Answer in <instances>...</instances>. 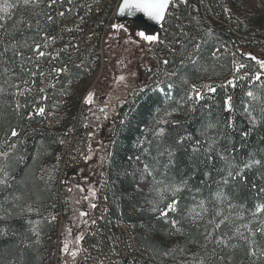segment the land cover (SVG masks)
<instances>
[{
  "label": "trees",
  "instance_id": "trees-1",
  "mask_svg": "<svg viewBox=\"0 0 264 264\" xmlns=\"http://www.w3.org/2000/svg\"><path fill=\"white\" fill-rule=\"evenodd\" d=\"M211 1L213 13L204 6L201 16L190 3L180 7L182 22L174 29L173 38L176 51L168 52V63L162 64L168 72L159 81L162 88L132 94L120 107L113 135L103 146L105 220L125 226L145 254L143 264H264V232L256 231L264 228V211L253 215L258 204L264 205V69L257 63L264 61V54L260 48L255 50L252 42L256 37L253 28L264 25V0ZM87 2L30 0L25 5L23 0H8L15 7L0 12V151L16 145L8 157V185L0 186V264L55 261L60 223L55 216L60 138L79 114L95 128L85 117L82 89L71 98L67 83L77 84L93 76L94 63L87 72L81 59L70 64L68 53L61 52L59 62L69 72L64 88L56 86L52 91V126L46 125L44 114H38L40 101L29 90L23 91L20 107L17 92L35 80L32 70L41 61L39 48L45 35L54 34L58 23L72 22ZM234 12L242 14L245 23L235 22ZM216 17L225 18L230 28L216 22ZM250 32L252 40L242 43L238 35ZM162 46L164 49L167 44ZM231 51L263 76L256 80L258 74L252 66L244 68L246 75L233 71L236 61ZM193 86L202 94L198 101L188 99L189 94L194 95ZM249 91L260 100L248 97ZM246 104L255 122L244 111ZM13 129L16 137L11 136ZM160 129L163 134L157 135ZM221 156H226L227 162ZM251 161L259 163L244 168ZM146 164L151 176L145 172ZM229 171L241 174L233 179ZM153 177L163 180L164 185L182 186L176 197L164 193L160 208L178 199V211L170 212L167 221L152 211L160 199L155 189L164 186L154 184ZM217 194L222 195L218 198ZM17 196L20 199H15ZM201 200L208 211L198 218ZM217 211L220 216H216ZM225 217L219 229L209 223L213 219L219 223ZM172 220L179 222L180 231L172 228ZM237 229L247 239H242ZM208 232H212L211 240L205 239ZM217 238L226 244H217Z\"/></svg>",
  "mask_w": 264,
  "mask_h": 264
},
{
  "label": "built area",
  "instance_id": "built-area-1",
  "mask_svg": "<svg viewBox=\"0 0 264 264\" xmlns=\"http://www.w3.org/2000/svg\"><path fill=\"white\" fill-rule=\"evenodd\" d=\"M110 0H89L87 3H82L80 12L75 16L72 22H61L57 24L56 32L54 34L45 35V41L39 53L43 52L44 55L40 56L41 61L34 66L32 70V77L35 79L33 83L28 82L25 86L29 89L32 97H35L36 101H40V104L36 110L40 108L44 109L43 114L46 116V125L52 126L54 124L53 116L55 105L52 100V91L56 89V86L62 87V83L67 78L69 69L65 65L59 62L61 52L68 53L67 58L70 60V64L74 60L81 59L86 64L87 72H90L93 63V55L96 52H103L104 41L108 32L111 30L113 23L118 22L119 7L116 12L113 13V17H105L102 14V19L97 25H90V13L94 10H100L102 3H108ZM123 2V0H122ZM188 3L198 11L200 15V8L206 6L210 8V13H213L210 4H213L211 0H186V3H181L179 0H173L171 11L166 12L165 20L161 24V32L158 34L157 49H152L150 46H146V53L151 57L158 59V55L164 66V61L173 52L176 51L174 46V37L176 32L174 29L182 22L179 16V10L185 8ZM181 7V8H180ZM201 16V15H200ZM215 16V14H214ZM203 19V17H202ZM208 25L209 21L204 20ZM172 22V26L171 23ZM216 22L222 23L226 28H230V24L225 18H217ZM211 28L212 25H209ZM95 33L104 34V41L101 43H94ZM241 42H248L246 40H252V32L248 34L238 35ZM256 43V48H260V52L264 54V42L262 40H253ZM167 47L163 49L162 45ZM180 46L181 43L179 42ZM252 46V45H250ZM227 51V49H226ZM225 51V52H226ZM232 60L236 61V70L242 71V75H246L247 71L244 68L252 66L254 73L259 74L258 68L252 65L247 60L242 59L237 54L231 51ZM243 65V67H241ZM159 67V64L157 68ZM169 67V66H168ZM167 68L163 69L154 77L156 71L148 77V85L154 81H161L163 76H166L168 72ZM57 70H60L57 72ZM264 77V76H263ZM73 83H67V88H71ZM21 87V88H23ZM21 94L17 92V100L21 102ZM42 102H44L42 104ZM22 106V102H21ZM78 120L73 124V130L71 132H64L60 138L62 147V160L57 163V204L56 214L57 222H61L63 225L69 213V196L71 194V188L76 181V177L73 175H67L68 172L78 169L84 165L89 150L93 144L94 130L87 127L86 124H81ZM107 212V205L103 202L102 198V185L98 187L95 205L91 211L89 221L87 224V231L83 237L80 249L73 257L71 254L61 255L60 251V238H57L55 264H143L142 254H140L139 262L130 261L129 255H123V247H130V250H135L133 244L124 242L120 244V255L111 254V246H113L112 236H106V232L101 228V214ZM115 233H122L117 230V224L115 221Z\"/></svg>",
  "mask_w": 264,
  "mask_h": 264
},
{
  "label": "rangeland",
  "instance_id": "rangeland-1",
  "mask_svg": "<svg viewBox=\"0 0 264 264\" xmlns=\"http://www.w3.org/2000/svg\"><path fill=\"white\" fill-rule=\"evenodd\" d=\"M258 7L262 8V5L258 3ZM229 11V8H228ZM230 12V11H229ZM231 15V12L229 13ZM233 18L235 22L242 23L244 21L242 14L234 12ZM137 19V20H136ZM138 18L133 15H128L127 12L124 15H121L119 17L118 22L113 23L116 25H120L122 27L114 29L113 27L108 32L106 39L104 41L103 46V52L101 56H98V59H94L95 66V73L93 76H87L86 79L81 81L80 83H77L73 85L69 93H72L71 96L74 97L75 95L78 96L79 90L82 89L80 92L81 100L85 102V100L89 97V94H91V102H97V99L103 95L105 96H111L113 97V101L117 103H122L129 95L127 91L130 88H96L98 86V83L103 76V74H107V77L112 80L114 77L111 75L114 72H118L120 70V66L125 64L128 65V62H130V57H132V54L138 47L137 41L132 40L131 38L121 39L120 34L123 32L124 37H127L131 32H144L146 35H155V31L157 29V26L159 24L155 23V26L153 27L152 31H148L145 28H142L138 22ZM148 29V27H147ZM255 29L254 35L256 37L253 38V40H262L264 42V25L259 27H254ZM136 33V35H137ZM263 34V35H262ZM260 35V36H258ZM258 36V37H257ZM120 38V39H119ZM152 49L156 48L155 43L151 46ZM94 57V55H93ZM158 59L156 60L155 57H148L146 60H143V66L145 67L147 77L153 74L155 71V75L159 72H162L163 66L162 61L158 55ZM101 60V61H100ZM140 61V60H137ZM159 64V67L157 68ZM97 66V68H96ZM145 73V71H144ZM161 82L154 81L150 84V86H153L155 90H160L162 86L160 85ZM21 88V87H20ZM142 89V88H139ZM24 90H29L26 87H23L18 90V94H21ZM84 97V98H83ZM18 102V101H17ZM86 103V102H85ZM86 103V104H90ZM18 106L20 107L21 104L18 102ZM75 120L77 116H74ZM80 125L84 124L85 122L82 121V117L79 118ZM91 123H93L91 121ZM94 124V123H93ZM95 125V124H94ZM95 129V128H94ZM100 139L97 134H94V144L90 148V151L88 153L86 163L84 168L81 169V172H84L85 170H96L97 173L94 175L97 177V186H100L101 180L103 178V172H101V166L103 164L104 154L105 150L103 149L102 144H100ZM86 188L76 187V183L73 184L71 188V194L69 196V213L65 219V225L63 224V229H61V236H60V251L64 247L65 244L68 245V252L61 251V255H67L75 251L76 253L80 249V244L83 239V237L86 234L87 231V222L89 219V212L91 208L87 207V203L89 204V200H87V203H83V195L85 193V190L91 189L92 186H89V184L85 183ZM97 188V187H96ZM92 196V194L90 195ZM81 210H86L85 212H81ZM81 213H85V215H81ZM59 228L60 233V226H57ZM58 235V233H57ZM59 237V236H58ZM79 239V242L77 243V238ZM57 240L55 242L54 247L56 248ZM54 248V252H55Z\"/></svg>",
  "mask_w": 264,
  "mask_h": 264
},
{
  "label": "snow or ice",
  "instance_id": "snow-or-ice-1",
  "mask_svg": "<svg viewBox=\"0 0 264 264\" xmlns=\"http://www.w3.org/2000/svg\"><path fill=\"white\" fill-rule=\"evenodd\" d=\"M30 2V0H23V3L27 5ZM33 3H35V0H32ZM181 3H186V0H179ZM174 6L173 5V0H123V2L119 5V14L124 15L126 12L128 15H133L135 12H142L146 17H148L149 20L155 21L157 24H160L162 21L165 20L166 12L169 9V7ZM15 7L14 4L8 3V0H3V3H0V12L7 13L9 9ZM0 19H3V17H0ZM2 27V25H0ZM112 27L114 29L120 28L122 26L113 24ZM138 36H140L142 39L149 41V42H155L158 40V37L156 35H146L144 32H138ZM39 48V45H37V49ZM197 49H199V45H197ZM19 55V53H17ZM40 56H43L44 53L40 52ZM215 55V53L213 54ZM252 59H256L255 57H252ZM165 64L168 63V61H164ZM257 63L260 64L261 68L264 69V61L257 60ZM243 67V65H241ZM60 70H57L59 72ZM122 79V78H121ZM256 80L260 79L259 74L255 77ZM231 83V81H229ZM169 88H171V85H169ZM211 91H215V89H210ZM193 94H189L188 99L189 100H200L202 98V94L199 91H196L195 86H193ZM248 97H250L252 100H260V97L257 94H254L252 91H249L246 93ZM86 103L91 102V94H89V97L85 100ZM226 105H228L229 110H230V105L228 104V101L225 102ZM249 105H245L244 111L253 119V122H255V118L252 116V112L249 110ZM44 109L40 108L38 114H43ZM163 129H160L157 135H162L163 134ZM18 135L17 131L13 129L11 131V136L16 137ZM7 143V141H5ZM199 143V142H198ZM16 147L15 144H12L10 146L9 151H0V186H7L8 185V179H9V167L10 164L8 162V157L10 155L11 149H14ZM197 149H194V151ZM221 159L225 160L227 162V157L226 156H221ZM252 163H259V161H251L249 163L244 164V168H249L251 167ZM229 167H232V165H229ZM145 172L148 173V175H152V172L149 170L148 165H145ZM240 171H237L235 175L231 171L228 172V175L235 179L240 175ZM154 184L156 185H164L163 180H156L155 177H153ZM228 181L225 180V183ZM186 184V182H184ZM155 191L159 194L160 199L157 202V204L153 207L152 211L153 212H159L160 218H164L167 221L169 213H176L178 211L177 205H178V199H171L169 203H167V206L165 208H160L159 205L164 202L165 196L164 193L168 192L171 193L172 197H176L177 193L182 191V186H177V185H164L163 187H157ZM222 194H217V197ZM15 199H20V197H15ZM204 201H200V208L202 209L201 212L196 213V216L198 218H202L204 213H207L208 209L204 207ZM31 211V209H29ZM264 211V205L258 204L256 206L255 215L256 213H260ZM81 215H85V213H81ZM221 213L219 211L216 212V216H220ZM227 217L224 219L220 220L219 223H216L215 220H210L209 223H212L215 225V229H219L222 224L225 223V220ZM178 221L172 220L171 221V226L172 228L176 229L177 231H180L181 229L178 227ZM264 224V221L261 222ZM245 228H248V225H244ZM251 231V230H250ZM257 232H264V228H257ZM237 234L241 236L242 239H247L246 237L243 236L242 233H239V229H237ZM254 235V233H253ZM79 237L77 238V243L79 242ZM206 240H211L212 239V232H208L205 236ZM217 244H226V241H224L222 238H217L215 241ZM249 244L252 243L251 240L248 241ZM63 252H68V245L65 244L64 247L61 249ZM73 257L76 255V252L73 251L70 253ZM250 255H255V252H250ZM261 255H264V253H261Z\"/></svg>",
  "mask_w": 264,
  "mask_h": 264
},
{
  "label": "flooded vegetation",
  "instance_id": "flooded-vegetation-1",
  "mask_svg": "<svg viewBox=\"0 0 264 264\" xmlns=\"http://www.w3.org/2000/svg\"><path fill=\"white\" fill-rule=\"evenodd\" d=\"M136 33L137 32H131V34H129L127 37L122 36L124 35L123 32L120 33L122 34L120 35L121 39L131 38L132 40L137 41L138 47L132 54V57L129 58L130 62H128V65L123 64L120 66V70L118 72H114L113 74L111 73V75L114 77L112 80L107 77V74H103L98 83V86L96 87L130 88L127 91V93H129L128 97L122 103H117L115 102V100H112L113 97L110 94L109 97L105 95L99 97L97 99V102H93L90 104L85 103V117L95 124V131L102 142V146H105L110 141L113 135V128L117 122V117L122 104L125 103V101L128 100V98L132 96V94H138L140 90L150 88L147 84V74L145 67L143 66V60L147 59V56L143 52L144 39L136 35ZM81 169L78 170L79 176L76 181V187L81 186L85 189V183L89 184V186H92L91 189L85 190V193L83 195V203L86 204L87 200H89V204L87 203V207L92 209L95 204V196L97 190V177L94 174L97 172L96 170H85L84 172H81ZM91 194L92 196H90ZM85 211L86 210H81V212Z\"/></svg>",
  "mask_w": 264,
  "mask_h": 264
},
{
  "label": "bare ground",
  "instance_id": "bare-ground-1",
  "mask_svg": "<svg viewBox=\"0 0 264 264\" xmlns=\"http://www.w3.org/2000/svg\"><path fill=\"white\" fill-rule=\"evenodd\" d=\"M121 3H122V0H110V1H108V3H102L100 6V10L91 11V13H90V25H97L98 22H100L102 19V14H105V17H113V13L116 12L117 8L119 7V5ZM167 11H171V7H169V9ZM134 15L138 18V20H139L138 22L142 28L146 27V30L152 31V29L156 23L155 21L149 20L148 17H146L142 12H135ZM203 19H205V17ZM210 24L211 23L209 22V25ZM147 27H148V29H147ZM101 41H104V34L95 33L94 43H101ZM101 55H102L101 52H96V54H94L93 58L96 60V59H98V56H101ZM93 63H94V61H93ZM96 68H97V66H96ZM235 69H236V64H235ZM71 130H73V127L68 129L67 132H71ZM61 160H62V147H61V143H60V152H59V156L56 160V163H58V161H61ZM106 183H107V172L105 171L103 178L101 180L102 198H103L104 203H106L105 193H104ZM116 224H117V230H119V232H122L121 234L115 233V224L112 225L111 223H108L105 220V213L101 214L102 231L106 232V236H112L113 246H111V254L120 255V244H124V242H123V237H124V238H126V242L133 244V246L135 247V250H130V247H123V255H129L130 261L135 262L136 260L139 261L140 254H142V261H144L143 259L146 258L145 254H143L142 252L139 251V249L137 248L138 247L137 243L133 239L132 235H130L129 231L120 222H116ZM60 225H61V222L58 224V226H60ZM61 229H62V225L60 227V233H59L58 238H60V236H61ZM55 256H56V254H55ZM52 264H55V261H53Z\"/></svg>",
  "mask_w": 264,
  "mask_h": 264
},
{
  "label": "water",
  "instance_id": "water-1",
  "mask_svg": "<svg viewBox=\"0 0 264 264\" xmlns=\"http://www.w3.org/2000/svg\"><path fill=\"white\" fill-rule=\"evenodd\" d=\"M121 15L119 14V17H120ZM68 176L69 175H78V171L77 170H72V171H70V172H68V174H67Z\"/></svg>",
  "mask_w": 264,
  "mask_h": 264
}]
</instances>
